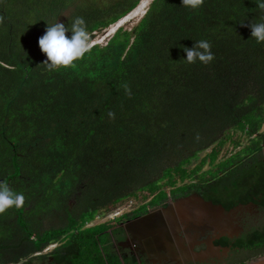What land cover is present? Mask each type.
Listing matches in <instances>:
<instances>
[{"label": "trees", "instance_id": "16d2710c", "mask_svg": "<svg viewBox=\"0 0 264 264\" xmlns=\"http://www.w3.org/2000/svg\"><path fill=\"white\" fill-rule=\"evenodd\" d=\"M140 1L0 0V181L25 196L0 215V264H138L118 250L119 222L85 226L128 197L155 194L135 214L193 192L226 208L225 197L264 206V43L248 26L264 16L256 0L198 9L152 0L75 67L40 65L48 24L83 17L92 39ZM196 40L210 42V64L186 63ZM235 246L233 264L264 254V225Z\"/></svg>", "mask_w": 264, "mask_h": 264}, {"label": "water", "instance_id": "95a60500", "mask_svg": "<svg viewBox=\"0 0 264 264\" xmlns=\"http://www.w3.org/2000/svg\"><path fill=\"white\" fill-rule=\"evenodd\" d=\"M126 17L127 15L117 23L125 20ZM241 209L243 206L227 210L222 204L207 200L198 194L181 197L166 207L156 208L126 222L124 224L125 229L133 233L138 241L132 243L131 240H126L120 241L119 244L126 247L140 243L143 250L150 255H157L161 250L170 251V248L173 247V251L165 257L183 259L184 261L204 260L212 250L219 252L223 249L225 252L227 251V248L217 247L213 242L226 233H238V226L233 222L234 216ZM190 225L212 228L213 235L206 239L209 245L208 250L195 251L192 244L186 245L187 240L180 237L181 232ZM196 236L194 235V237ZM194 237L190 235L189 240ZM175 245H178L180 249ZM43 264L60 263L50 260ZM240 264H264V254Z\"/></svg>", "mask_w": 264, "mask_h": 264}, {"label": "clouds", "instance_id": "9594fccd", "mask_svg": "<svg viewBox=\"0 0 264 264\" xmlns=\"http://www.w3.org/2000/svg\"><path fill=\"white\" fill-rule=\"evenodd\" d=\"M205 0H182V5L189 9H198L203 7ZM257 8L264 13V0H256ZM0 23H3V17H0ZM114 23V25H116ZM112 26V25H111ZM251 28V36L257 43H264V16L260 22H252L248 25ZM120 27V26H119ZM71 31L69 37L67 33ZM91 38L87 30V25L83 17H75L71 20L70 26L57 22L48 24L45 34L39 38L40 50L47 56L40 65L47 71H59L61 69L73 68L78 61L84 59L86 53L91 52ZM186 52V63L195 64L197 60L208 65L214 61L215 56L211 51V44L207 40H196L192 48L184 47ZM25 56L27 52L24 51ZM128 95L131 96V90L125 86ZM111 119H115V113L108 112ZM25 204V196L22 192L14 191L8 182L0 181V215L8 210L20 209Z\"/></svg>", "mask_w": 264, "mask_h": 264}, {"label": "flooded vegetation", "instance_id": "af4514ba", "mask_svg": "<svg viewBox=\"0 0 264 264\" xmlns=\"http://www.w3.org/2000/svg\"><path fill=\"white\" fill-rule=\"evenodd\" d=\"M193 194H198V193L193 192L189 195H193ZM154 195H152L145 202L143 203L140 202L137 207L129 211L128 209H125L119 212L118 214L114 215V217H112L110 220H108V221L112 220L113 222H119L124 229L123 238L118 241V248H119L118 250L120 251V253L129 259L135 256L138 261V264H143V262L145 264H233V262H235L233 258L236 259L240 256V255L238 256L236 255L237 246H235V240L240 236H242L246 231H250L253 228L259 227V225H257L259 221H263L261 225H264V206L261 205L262 199L260 197L255 196L252 201L245 203H235L234 199L225 197L222 198L223 202L229 206L226 208L224 204L222 203L219 204H222L227 210L236 209L239 206H243V209L238 210V212L234 216L233 223L238 226V233L237 232L230 234L226 233L225 235H222L219 238L215 239L213 242V244L217 247L227 248L226 252L223 249H221L219 252L212 250L209 253L208 257L205 258L204 260L184 261L183 259H171L165 257V255L169 254V252L173 251L174 249L173 247L170 248L171 249L170 251L161 250L160 253L157 255H150L147 251L143 250V247L140 243H136L135 246L131 244L130 246H126V247L120 245L119 244L120 241L131 240L132 243L138 241V238H136V236L133 233L128 232L125 229L124 224L126 222L140 215L146 214L147 212L154 210L156 208L166 207L171 202L181 198L178 197L172 200H167L165 205L163 204V205L155 206L145 213L135 214L139 209H141V205L146 202L148 203L154 197ZM130 213L132 215H130ZM103 214L105 213L96 214V216L92 220L87 222L85 226L92 227L96 224L108 222L107 220H103V218L105 217ZM254 220H256V222ZM188 234L193 235V237L194 235L197 236L189 240L190 235ZM212 235H213V230L210 227H199L195 225H190L181 232L180 237L183 240H187L186 245L192 244V247L195 251H204L209 249V245L207 244L206 239ZM175 246L178 249H180L178 245ZM43 253L45 252L43 251ZM53 259H54L53 256H49L45 263Z\"/></svg>", "mask_w": 264, "mask_h": 264}, {"label": "rangeland", "instance_id": "374dc122", "mask_svg": "<svg viewBox=\"0 0 264 264\" xmlns=\"http://www.w3.org/2000/svg\"><path fill=\"white\" fill-rule=\"evenodd\" d=\"M149 7V6H148ZM148 8H146V10H147ZM146 10H145V12H146ZM144 12V13H145ZM144 13L142 14V15H144ZM142 15H140V16H138V17H136V18H130L129 20H123V21H121V22H119V23H117L116 25H114V24H112V26H109L108 28H105V29H102V30H100V31H98V32H96L95 33V35H94V37L90 40V42H91V44H93V43H97V42H100V43H105L113 34H114V32L117 30V28L119 27V26H124L125 28H131V27H133L139 20H140V18H141V16ZM132 16V15H131ZM119 25V26H118ZM263 129H264V125H263ZM211 149L209 148V149H206V150H204V151H202V152H200L199 153V155H198V157H196V158H194V159H192V161L188 164V167H190V168H192V167H194L196 164H198L199 162H200V160L203 158V157H205L208 153H209V151H210ZM231 151H233L232 149H231V147H226L225 148V150H224V156H226V155H228L229 153H231ZM208 167V165H206L205 166V168H207ZM136 200H134L133 199V201L131 202V199L128 197V198H126L125 199V201H124V203L126 204V205H131V207L133 208V206H134V208L135 207H137L138 206V204L139 203H137V202H135ZM133 202H134V205H133ZM109 213V212H108ZM105 213V217L103 218V220H110L112 217H114V215H116V214H118L119 212H112V213ZM118 216V215H117ZM116 216V217H117ZM255 222H256V220H254ZM262 222L263 221H259L258 223H257V225H259V226H262L261 224H262ZM55 247V244H53V245H50L48 248H46L45 250H44V252L46 253V252H50L53 248ZM235 255V254H234ZM233 255V256H234ZM237 255V254H236ZM235 255V256H236ZM233 260H235V258H233Z\"/></svg>", "mask_w": 264, "mask_h": 264}, {"label": "bare ground", "instance_id": "6f19581e", "mask_svg": "<svg viewBox=\"0 0 264 264\" xmlns=\"http://www.w3.org/2000/svg\"><path fill=\"white\" fill-rule=\"evenodd\" d=\"M151 1L152 0H142L140 4L126 17V20L142 15L145 12L146 8H148V6L150 5Z\"/></svg>", "mask_w": 264, "mask_h": 264}, {"label": "built area", "instance_id": "2783aa9c", "mask_svg": "<svg viewBox=\"0 0 264 264\" xmlns=\"http://www.w3.org/2000/svg\"><path fill=\"white\" fill-rule=\"evenodd\" d=\"M133 201V199H131V202ZM133 205H134V202H133ZM133 208H134V206H133ZM132 207H131V205H126L124 202L123 203H121L120 205H118L117 206V208L116 209H114V210H112V211H110L109 213H112V212H121V211H123V210H125V209H128V211L129 210H131V209H133ZM108 213V214H109ZM104 216H106L105 214H103Z\"/></svg>", "mask_w": 264, "mask_h": 264}]
</instances>
